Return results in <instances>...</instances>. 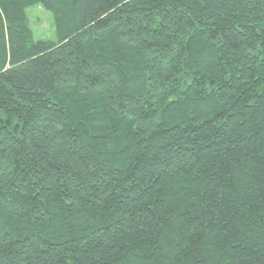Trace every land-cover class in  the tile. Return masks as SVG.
<instances>
[{
	"label": "trees",
	"instance_id": "trees-1",
	"mask_svg": "<svg viewBox=\"0 0 264 264\" xmlns=\"http://www.w3.org/2000/svg\"><path fill=\"white\" fill-rule=\"evenodd\" d=\"M0 264H264V0H0Z\"/></svg>",
	"mask_w": 264,
	"mask_h": 264
},
{
	"label": "rangeland",
	"instance_id": "rangeland-1",
	"mask_svg": "<svg viewBox=\"0 0 264 264\" xmlns=\"http://www.w3.org/2000/svg\"><path fill=\"white\" fill-rule=\"evenodd\" d=\"M29 18V26L35 38H53V25L50 14L39 5H33L26 9Z\"/></svg>",
	"mask_w": 264,
	"mask_h": 264
}]
</instances>
